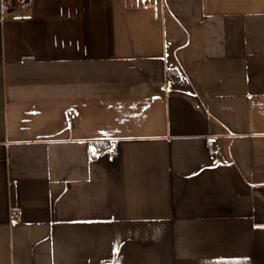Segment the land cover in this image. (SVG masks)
Segmentation results:
<instances>
[{
  "label": "crops",
  "instance_id": "obj_1",
  "mask_svg": "<svg viewBox=\"0 0 264 264\" xmlns=\"http://www.w3.org/2000/svg\"><path fill=\"white\" fill-rule=\"evenodd\" d=\"M3 1L0 264H264V0Z\"/></svg>",
  "mask_w": 264,
  "mask_h": 264
},
{
  "label": "built area",
  "instance_id": "obj_2",
  "mask_svg": "<svg viewBox=\"0 0 264 264\" xmlns=\"http://www.w3.org/2000/svg\"><path fill=\"white\" fill-rule=\"evenodd\" d=\"M33 4V0H4L3 1V10L10 12L13 9H19V10H23V9H29L32 7ZM11 19L12 20H30L32 19V15L31 14H12L11 15ZM172 80L174 82H178L181 80V74L177 73L175 75H173ZM77 116V112L72 111L70 113V117L71 118H75ZM216 151L221 154L220 152V147H216ZM115 153V147H113V145H108L105 148H100L97 150V155L99 156H105V155H113Z\"/></svg>",
  "mask_w": 264,
  "mask_h": 264
},
{
  "label": "trees",
  "instance_id": "obj_3",
  "mask_svg": "<svg viewBox=\"0 0 264 264\" xmlns=\"http://www.w3.org/2000/svg\"><path fill=\"white\" fill-rule=\"evenodd\" d=\"M94 148H105L107 147L109 144L106 142H96V143H92Z\"/></svg>",
  "mask_w": 264,
  "mask_h": 264
},
{
  "label": "snow or ice",
  "instance_id": "obj_4",
  "mask_svg": "<svg viewBox=\"0 0 264 264\" xmlns=\"http://www.w3.org/2000/svg\"><path fill=\"white\" fill-rule=\"evenodd\" d=\"M93 151H95V149H93Z\"/></svg>",
  "mask_w": 264,
  "mask_h": 264
}]
</instances>
